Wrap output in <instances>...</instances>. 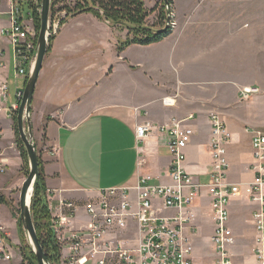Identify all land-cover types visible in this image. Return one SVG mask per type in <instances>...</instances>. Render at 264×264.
Returning <instances> with one entry per match:
<instances>
[{"label": "crops", "instance_id": "obj_1", "mask_svg": "<svg viewBox=\"0 0 264 264\" xmlns=\"http://www.w3.org/2000/svg\"><path fill=\"white\" fill-rule=\"evenodd\" d=\"M6 3L7 10L0 14H9L11 3ZM172 11L176 24L163 40L131 44L121 51L119 40L128 32L92 13L70 16L55 34L48 55L52 72L40 74L32 115L40 125V139L44 135L46 139L37 148L52 215L60 213L62 200L79 206L65 231L90 225L84 205L104 189L133 188L143 175L152 176L155 183H171L169 136L158 127L173 119L186 120L194 130L186 149V170L208 181L212 113L220 115L231 134L229 172L240 174V179L228 176V181L243 189L230 205L231 226L236 221V203L243 198L245 207H252L253 222L257 205L244 192H249L253 180V130L264 128V0H174ZM86 26L89 32H79ZM99 30L108 35L103 44L95 36ZM0 44L7 47L4 39ZM11 63L0 73V193L4 195L23 180L24 167L9 109L26 76H15ZM6 81L7 98L1 88ZM244 88L259 90L244 98ZM168 98L173 102H166ZM145 122L156 128L139 141L136 127ZM210 202L204 197L193 203L196 236L207 218L214 224ZM175 212L166 210V215ZM0 224L16 241L1 214ZM62 253H68L66 246Z\"/></svg>", "mask_w": 264, "mask_h": 264}, {"label": "built area", "instance_id": "obj_2", "mask_svg": "<svg viewBox=\"0 0 264 264\" xmlns=\"http://www.w3.org/2000/svg\"><path fill=\"white\" fill-rule=\"evenodd\" d=\"M9 1V23L0 25V39H4L7 45L3 47L0 44V73L12 62L15 76L27 78L30 74L27 67L30 63L33 66L35 61L33 55L38 36L31 12H27L30 8L23 10V18L20 19L18 14L21 13V3L30 2L37 6L41 2ZM60 23L57 20L51 24L52 33L57 32ZM1 88L2 95L7 98L9 82H4ZM24 88L16 91L10 111L18 110ZM258 90L244 88L241 95L247 98ZM166 102L173 100L168 98ZM210 124L212 172L208 181H201L186 170V149L192 141L194 130L186 124V120L173 119L171 123L158 127L169 136L168 149L172 163L167 174L171 183H155L152 176L143 175L133 188L102 190L97 198L85 203L91 222L81 231H65L79 206L75 202L62 200L60 213L52 215L61 253L63 247L68 248L66 255L62 253L61 259L64 260L60 264H194V237L197 232L193 225L192 206L197 198L204 197L211 200L214 221L211 241L216 254L215 264H234L232 248L237 245V236L231 226L230 205L234 198L241 196L243 189L240 184L228 181L230 164L227 146L231 141L230 131L218 113L211 114ZM155 128L149 122L138 125L137 139L142 141ZM252 157L253 180L249 183L247 194L257 205L253 212L257 234L252 251L254 264H264V131L259 129L253 130ZM166 210L176 212L166 215ZM135 235L138 237L134 238ZM18 247L19 243L0 224V264H25Z\"/></svg>", "mask_w": 264, "mask_h": 264}, {"label": "trees", "instance_id": "obj_3", "mask_svg": "<svg viewBox=\"0 0 264 264\" xmlns=\"http://www.w3.org/2000/svg\"><path fill=\"white\" fill-rule=\"evenodd\" d=\"M41 1L42 0H40V2ZM173 1L174 0H163L159 25H149L146 23L149 12L144 0H75L74 5L67 4L65 0H52L51 15H55V13L59 11L66 12V17L61 21V24H63L70 16L88 12L101 20L108 21L112 27L120 31L126 30L128 34L124 39H120L118 44V50L121 51L131 44L149 45L160 42L168 36L172 28L167 24V21L171 20V16L168 14L166 5L168 4V6H170V13L173 12L171 8ZM26 7L30 9L27 10L25 9ZM23 10L31 12L30 14L33 18L36 31L39 33L41 19L37 6L32 5L30 2L21 3V13L18 14L20 19L23 18L21 16ZM55 37L54 34L50 36L47 53L50 52ZM28 77L25 79V86ZM17 114L18 110H14L11 111L10 116L14 121L17 146L22 157L27 160L28 156L18 131ZM26 172L28 175L29 170ZM47 190L45 171L43 162L40 158V180L33 190L31 212L37 234L48 260L51 264H60L61 245L53 227V216L48 202ZM3 203H8V201L0 194V204ZM18 229L22 239L23 245L21 249L25 264H39L32 247L26 241L25 231L20 221L18 222Z\"/></svg>", "mask_w": 264, "mask_h": 264}, {"label": "rangeland", "instance_id": "obj_4", "mask_svg": "<svg viewBox=\"0 0 264 264\" xmlns=\"http://www.w3.org/2000/svg\"><path fill=\"white\" fill-rule=\"evenodd\" d=\"M65 1L69 5H74V3H75V0H65ZM144 1H145L146 8L149 12V15L147 16V19H146V23L149 25H153V24L159 25L160 24V18H161V9H162L161 6H162L163 0H144ZM7 8H8V4L6 3V0H0V10H7ZM84 13H88V12H84ZM65 15H67V13L66 12L64 13V11H59V12H56L55 15H51L50 25L53 24L54 22H57V20L62 21L66 17ZM170 16H171V20H168L167 24L169 25V23L173 22V25H169V26H171V28H173L176 24L175 23V13L171 12ZM9 19H10L9 14H7V13L0 14V23L8 24ZM28 22L30 23L29 20H28ZM82 22L85 23L84 20H82ZM78 29H79V32H84V33H87L90 31L89 27H87V26L86 27H80ZM57 32H58V30H57ZM57 32L53 33V34L55 35V34H57ZM36 33H37V36H39V33L37 31H36ZM95 36H100V40L102 41V44L104 43L103 39L106 40L108 37L107 33L104 30H99ZM117 36L118 35H116L115 38H117ZM34 53L35 54L33 55V57L36 59L37 51ZM48 55H49V53L46 54L42 73L43 72L45 73L48 70V75H51L52 71H51V69H49ZM32 67L33 66H31V63H30L29 66L27 67L28 71H30L32 69ZM40 85H41V82H40L37 89H39ZM32 108H33V106H32ZM10 110L11 109H9V112H11ZM32 119H34L36 121V126H35V122H34V120H32L35 140L37 142V145L41 148L45 145V142H46L45 135L42 137V139H40V137H39L40 136L39 132H41L40 131V125L38 124L37 118H33V115H32ZM42 124H45V122H42ZM260 129H262L264 131V128H260ZM15 139H16V135H15ZM23 161H25L23 171H22L23 180L19 181L18 186L11 188L8 191V195H4V194L0 193L8 201V203L0 204V214L6 219L7 223L9 224L10 231H11L12 235L16 238V242L19 243L20 249H21L23 244H22L21 235H20V232L18 229V222H19V216H20L19 195H20V190H21V187L23 185V182H24L25 178L28 176L26 171L27 170L30 171L29 159L27 158V160H25L23 158ZM228 173H229L228 176H230L231 179H240V174L235 173L232 170H231V172H228ZM2 176H3V173H0V177H2ZM247 194H248L247 192H244V196ZM245 203H246V198H243V202L236 203V205L238 206V207H236V213L237 214H236V217L234 218L236 221H235V224L232 225L233 228L235 227V231H236V234L238 236L237 245L232 248V253H233L232 255H233L234 264H253V259H254L253 251H252L253 243H254L253 238L256 236L257 232L254 228L253 222L251 221V219H252V217H251L252 216L251 215L252 209L251 208L252 207H249V206L245 207V205H246ZM209 208H210L209 205H207L205 208V211H207ZM199 225L200 226H198V235L195 238L196 239V247H198V248L195 251L194 264H214L216 254H215L214 249H213V243L210 239V235L213 232V225L214 224L207 218L206 223L202 222ZM14 230H15V232H14ZM196 232H197V230H196ZM25 237H26L27 243L31 246L29 238L26 235V233H25ZM16 250H18V249H16ZM21 252H22V249H21ZM22 257H23V255H22ZM61 258H62V253H61ZM63 260L64 259H61L60 263Z\"/></svg>", "mask_w": 264, "mask_h": 264}, {"label": "water", "instance_id": "obj_5", "mask_svg": "<svg viewBox=\"0 0 264 264\" xmlns=\"http://www.w3.org/2000/svg\"><path fill=\"white\" fill-rule=\"evenodd\" d=\"M51 5L52 0H42L41 3L37 5L41 20L40 31L37 40L36 59L32 69L30 70L27 84L23 90V97L17 114L18 131L24 144L30 166L29 174L25 178L20 190L19 221L23 225V229L29 238L31 247L39 264H51V262L48 260L44 248L40 242L31 212L33 190L37 182L40 180V156L34 137L32 106L39 77L42 72L45 57L48 51L50 36L53 34L50 25ZM166 8L170 16V6L167 4ZM29 195L30 203L28 201Z\"/></svg>", "mask_w": 264, "mask_h": 264}, {"label": "bare ground", "instance_id": "obj_6", "mask_svg": "<svg viewBox=\"0 0 264 264\" xmlns=\"http://www.w3.org/2000/svg\"><path fill=\"white\" fill-rule=\"evenodd\" d=\"M169 25H173V22H172V23H169ZM29 198H30V195H29V197H28V201H29ZM29 203H30V201H29Z\"/></svg>", "mask_w": 264, "mask_h": 264}]
</instances>
